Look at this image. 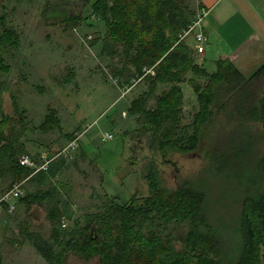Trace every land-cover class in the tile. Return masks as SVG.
Returning <instances> with one entry per match:
<instances>
[{"label": "trees", "instance_id": "trees-1", "mask_svg": "<svg viewBox=\"0 0 264 264\" xmlns=\"http://www.w3.org/2000/svg\"><path fill=\"white\" fill-rule=\"evenodd\" d=\"M84 2L86 6L91 0ZM91 9L107 25L102 54L116 58L122 54L121 46L123 63L132 66L136 82L149 84L148 92L131 103L129 113L144 120L141 133L152 135L151 148L162 157L189 155L211 138L205 154L209 169L216 171L214 176L246 177L247 195L235 229L220 230L208 219L205 188L185 182L175 192H165L157 182L154 160L148 174L151 196L142 204L136 197L124 206L103 202V213L87 215L85 226L76 221L75 228L65 230L62 221L72 216L57 188L49 184L64 168V160L54 161L48 171L34 176L20 166L21 156L27 155L22 138L29 130L13 97L14 115L0 106V181L9 182L10 189L32 176L28 183L51 187L21 199L30 207L45 208L51 229L47 239L32 229L27 241L48 264H68L70 257L84 264H132L136 255L155 264H264V66L246 78L230 61H221L217 73L209 75L197 64L186 41H180L194 23L181 0H96ZM63 13L67 11L63 9ZM81 19L68 16L65 22L77 25ZM17 45L16 32L8 28L6 17L0 16V71L9 69L4 57ZM95 45L97 42L92 43ZM149 70L154 74L147 73ZM121 73L113 76L119 78ZM183 84L197 95L200 107L187 127L179 126ZM161 85L172 87L156 98ZM5 90L0 83V103ZM153 100L155 109H147ZM55 128L61 130L60 121L50 114L37 130ZM184 223L187 231L179 234L175 243L167 232L170 226L177 231Z\"/></svg>", "mask_w": 264, "mask_h": 264}, {"label": "rangeland", "instance_id": "rangeland-1", "mask_svg": "<svg viewBox=\"0 0 264 264\" xmlns=\"http://www.w3.org/2000/svg\"><path fill=\"white\" fill-rule=\"evenodd\" d=\"M95 1L85 6L84 0H0V16L6 17L8 28L18 36V45L4 57V66L9 69L0 71V83L6 87L0 106L8 115H14L12 98L17 99L19 113L24 114L29 130L22 138L26 154L37 158L45 151L56 156L71 142L66 136H81L79 147L70 158L56 160H64L65 166L49 183L57 188L72 216L66 220L65 230L75 228L76 221L85 226L87 215L103 213V202L124 206L136 197L137 203L142 204L151 196L148 174L155 160L156 179L162 190L173 193L185 182L202 186L208 193V219L212 226L232 232L247 195L246 177L237 180L214 176L216 171L209 169L205 159L211 138L202 141L199 150L189 155L170 153L162 157L151 148L152 135L141 133L144 120L140 116L132 118L129 113L131 103L148 92L149 84L136 82L132 66L123 63L121 46L118 50L122 54L116 58L102 54L107 25L94 16L91 5ZM181 3L195 21L199 11L195 14L193 0ZM77 15L83 17L79 24L65 22L68 16ZM191 40L193 36L186 42ZM93 42L97 45L92 46ZM115 73H121L119 78L113 76ZM170 89H161L157 98ZM189 89L185 92L189 93ZM198 108L197 100L187 94L179 126H190ZM147 109L155 108L150 103ZM50 114L60 121L61 130H37ZM107 135H112L113 140L104 142ZM10 186L9 182L0 181V199ZM49 188L27 182L25 196ZM44 209L20 200L14 214H0L1 264H48L26 238L32 229L45 239L49 237L51 229ZM173 226L167 235L171 234L176 243L187 226L184 223L177 231ZM68 264L84 263L70 257ZM132 264L155 262L140 260L136 255Z\"/></svg>", "mask_w": 264, "mask_h": 264}, {"label": "crops", "instance_id": "crops-1", "mask_svg": "<svg viewBox=\"0 0 264 264\" xmlns=\"http://www.w3.org/2000/svg\"><path fill=\"white\" fill-rule=\"evenodd\" d=\"M193 2L197 7L195 14L203 8L209 12L203 25V33L207 38L205 54L197 56L194 40L185 42L195 52L194 58L203 70L209 75H214L218 71L219 62L230 61L248 78L264 66V0H193ZM197 82L203 83L198 80ZM169 87L172 85L159 86L156 98L161 89L164 88L165 92ZM180 87L184 94V105L186 95L189 93L197 100V95L191 87L187 84ZM187 87L190 88L189 93L185 92ZM151 104L155 108L156 100Z\"/></svg>", "mask_w": 264, "mask_h": 264}, {"label": "built area", "instance_id": "built-area-1", "mask_svg": "<svg viewBox=\"0 0 264 264\" xmlns=\"http://www.w3.org/2000/svg\"><path fill=\"white\" fill-rule=\"evenodd\" d=\"M209 12L206 8L201 9L198 12L196 20L188 28L187 31L180 37V41H186L190 36L194 37L195 40V52L197 55L205 54L207 38L203 33V25L205 19L208 17ZM147 73L154 74L153 70L147 71ZM81 136L77 135L76 138L71 141L65 149L59 152L56 156H51L49 152H41L38 158H34L29 155L21 156L19 164L21 167L27 168L32 171V176L38 174L39 172L48 171L51 163L57 159H68L71 157L72 153L79 147V141ZM113 140L112 135H107L103 138L104 142H109ZM31 176V177H32ZM30 177V178H31ZM26 179L21 183H17L8 191H6L0 199V214L7 212L8 214H14L16 212V202L20 201L25 196L24 186L30 179ZM62 226L64 229L67 228L66 220L63 219Z\"/></svg>", "mask_w": 264, "mask_h": 264}]
</instances>
